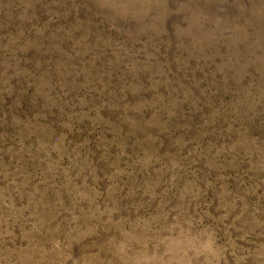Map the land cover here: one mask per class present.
<instances>
[{"label": "rangeland", "instance_id": "1", "mask_svg": "<svg viewBox=\"0 0 264 264\" xmlns=\"http://www.w3.org/2000/svg\"><path fill=\"white\" fill-rule=\"evenodd\" d=\"M0 264H264V0H0Z\"/></svg>", "mask_w": 264, "mask_h": 264}]
</instances>
